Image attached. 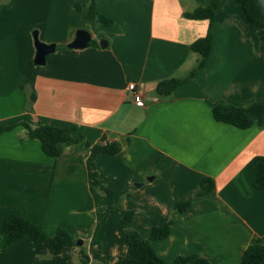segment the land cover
Instances as JSON below:
<instances>
[{
    "label": "crops",
    "instance_id": "crops-1",
    "mask_svg": "<svg viewBox=\"0 0 264 264\" xmlns=\"http://www.w3.org/2000/svg\"><path fill=\"white\" fill-rule=\"evenodd\" d=\"M210 1L95 0L112 20L97 26L86 8L75 7L88 0H0V126L74 125V136L83 134L91 146H121L95 160L97 178L113 191L116 208H108L90 150L76 144L50 157L21 125L0 133V229L6 215L17 214L50 234L63 226L81 242L51 255L23 238L0 249V264H89L82 251L90 262L121 264L126 242L118 209L134 210L129 228L144 237L171 219L169 235L152 241L167 262L198 254L211 264H240L244 249L264 240V188L252 184L264 126L238 128L212 115L220 103L264 101L261 29L238 2L221 0L202 68L170 96L155 91L196 63L190 44L206 35L209 21L184 13ZM80 28L96 45L67 46ZM34 32L55 44L44 65L33 63ZM131 80L142 90L141 106L127 91ZM204 177L214 188L197 196ZM189 198L185 212L172 209Z\"/></svg>",
    "mask_w": 264,
    "mask_h": 264
},
{
    "label": "trees",
    "instance_id": "trees-1",
    "mask_svg": "<svg viewBox=\"0 0 264 264\" xmlns=\"http://www.w3.org/2000/svg\"><path fill=\"white\" fill-rule=\"evenodd\" d=\"M221 0H211L207 6H197L191 11H186L184 16L190 19H208L209 26L205 36L197 38L190 44L192 51L198 54V59L194 66L183 76L170 77L159 81L156 84L155 91L158 96L166 97L172 95L175 88L191 79L195 73L202 68L204 61L210 53L212 47L211 26L216 11ZM239 3L241 10L248 22L261 29L260 40H264V16L261 13L255 0H235ZM76 8H86L87 20L97 19V26H109L112 20L100 14L96 8L95 0H88L86 4H76ZM90 45H96L94 40ZM30 99L34 101L35 94L32 93ZM264 114V101L251 102L244 106L220 103L212 108V115L216 121L232 124L238 128H248L252 125L264 126L262 119ZM21 125L24 128L25 136L40 142L42 151L50 157L60 156L66 147L80 144L83 148L92 153V169L94 180L98 181L101 192L106 197L108 208H116L113 200V191L110 186L97 178L96 157L100 154H116L120 151V143L117 141L106 142L100 145L91 146L89 141L79 133L74 136L75 126L64 127L55 126L48 123H37L31 126L29 123L16 122L12 124H2L0 133L10 131L14 127ZM252 184L255 188H264V155H257L253 158ZM214 188V182L210 177H204L201 180L200 188L196 193L202 196L209 193ZM193 199L176 201L172 209L185 212L191 205ZM120 216L119 222L124 230L126 249L121 264H211L205 257L198 254L178 255L172 262L165 261L156 251L152 241L164 239L170 233L171 219L167 218L161 226H152L148 237L129 228L132 221L134 210L118 209ZM27 239L32 244L43 243L51 255L60 254L66 247L76 244V239L72 237L69 231L63 226H57L55 233H47L44 228L27 218L8 214L4 218L2 228L0 229V249L6 248L20 239ZM89 264H101L90 262ZM240 264H264V240H257L248 245L240 259Z\"/></svg>",
    "mask_w": 264,
    "mask_h": 264
},
{
    "label": "water",
    "instance_id": "water-1",
    "mask_svg": "<svg viewBox=\"0 0 264 264\" xmlns=\"http://www.w3.org/2000/svg\"><path fill=\"white\" fill-rule=\"evenodd\" d=\"M261 13L264 16V0H255ZM91 32L88 31L87 29L80 28L76 30L75 32V37L71 42L67 44L69 48H74V49H82L85 48L89 45L91 41ZM33 38H34V46H35V55L33 58V63L35 65H44L46 62V56L53 53L55 50V44L54 43H44L41 42L38 37L37 33H33ZM99 45L101 47L106 46V42L104 40H101L99 42ZM137 186L139 184H136ZM77 244H80V240L76 241Z\"/></svg>",
    "mask_w": 264,
    "mask_h": 264
},
{
    "label": "built area",
    "instance_id": "built-area-1",
    "mask_svg": "<svg viewBox=\"0 0 264 264\" xmlns=\"http://www.w3.org/2000/svg\"><path fill=\"white\" fill-rule=\"evenodd\" d=\"M127 91L131 96L133 103L136 105H142V90L137 86V83L134 80H131L127 83Z\"/></svg>",
    "mask_w": 264,
    "mask_h": 264
},
{
    "label": "rangeland",
    "instance_id": "rangeland-1",
    "mask_svg": "<svg viewBox=\"0 0 264 264\" xmlns=\"http://www.w3.org/2000/svg\"><path fill=\"white\" fill-rule=\"evenodd\" d=\"M121 141V140H120ZM99 186V185H98Z\"/></svg>",
    "mask_w": 264,
    "mask_h": 264
}]
</instances>
